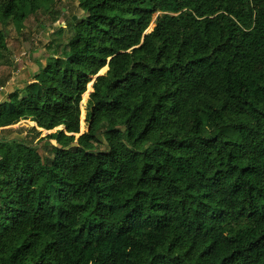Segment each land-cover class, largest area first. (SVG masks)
<instances>
[{
	"label": "trees",
	"instance_id": "obj_1",
	"mask_svg": "<svg viewBox=\"0 0 264 264\" xmlns=\"http://www.w3.org/2000/svg\"><path fill=\"white\" fill-rule=\"evenodd\" d=\"M53 1L0 0V62ZM75 1L0 102V264H264V0Z\"/></svg>",
	"mask_w": 264,
	"mask_h": 264
},
{
	"label": "rangeland",
	"instance_id": "obj_2",
	"mask_svg": "<svg viewBox=\"0 0 264 264\" xmlns=\"http://www.w3.org/2000/svg\"><path fill=\"white\" fill-rule=\"evenodd\" d=\"M53 4L51 12L41 10L32 15L25 22L22 35L18 34L10 22L6 25L5 33L7 36L20 38L22 53L19 57H15L11 52L12 50H10L0 62V102L6 100L7 96L15 89L22 97L24 88L40 98L42 87L37 76V61L45 64L46 57L51 51L57 45L61 47L67 42L70 36V18L78 21L85 17L84 12L81 11L75 0H54ZM105 71L100 72V75ZM91 85L92 83H90V87ZM86 92L87 97L82 96L80 134L86 131L84 105L89 93L92 92V88L89 90V85ZM34 127L35 124L29 120L20 121L12 126L22 139L35 144L41 156L52 157L55 154V142L44 138L50 132L34 130ZM37 131H40V133H37ZM99 149L104 150L105 144H100Z\"/></svg>",
	"mask_w": 264,
	"mask_h": 264
},
{
	"label": "bare ground",
	"instance_id": "obj_3",
	"mask_svg": "<svg viewBox=\"0 0 264 264\" xmlns=\"http://www.w3.org/2000/svg\"><path fill=\"white\" fill-rule=\"evenodd\" d=\"M107 68L105 67V68H103L102 70H101V73L103 72V71H105Z\"/></svg>",
	"mask_w": 264,
	"mask_h": 264
},
{
	"label": "water",
	"instance_id": "obj_4",
	"mask_svg": "<svg viewBox=\"0 0 264 264\" xmlns=\"http://www.w3.org/2000/svg\"><path fill=\"white\" fill-rule=\"evenodd\" d=\"M98 75H100V73Z\"/></svg>",
	"mask_w": 264,
	"mask_h": 264
}]
</instances>
